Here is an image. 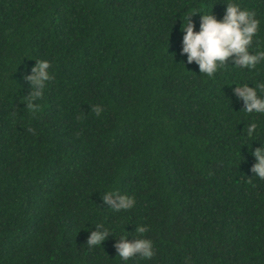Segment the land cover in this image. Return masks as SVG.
<instances>
[{
  "label": "trees",
  "instance_id": "16d2710c",
  "mask_svg": "<svg viewBox=\"0 0 264 264\" xmlns=\"http://www.w3.org/2000/svg\"><path fill=\"white\" fill-rule=\"evenodd\" d=\"M222 2L0 0V264H125L113 243L138 223L155 254L126 264H264V180L249 171L264 116L243 113L230 84L264 81V63L229 58L212 78L181 64L184 16L213 3L220 19ZM237 2L256 10L264 48V0ZM36 59L53 79L28 111ZM109 188L133 209L103 204ZM97 223L111 233L88 248Z\"/></svg>",
  "mask_w": 264,
  "mask_h": 264
},
{
  "label": "clouds",
  "instance_id": "9594fccd",
  "mask_svg": "<svg viewBox=\"0 0 264 264\" xmlns=\"http://www.w3.org/2000/svg\"><path fill=\"white\" fill-rule=\"evenodd\" d=\"M222 3L224 8L220 19L211 14L213 5L211 3L207 6L201 5L200 11H189L180 24L182 31L180 54L185 57L184 63L181 64L184 67L185 63H195L199 75L203 74L208 78L225 69L229 58H231V67L238 69L255 70L257 65L264 63V48L261 47L258 36L261 21L257 18L256 10L241 7L237 0H224ZM195 13H199V20L197 30L194 31L190 15ZM49 69L48 60L36 59L23 74V80L30 89L26 95L21 96V103L26 110L39 109L37 102L43 96L48 82L53 79ZM252 83L251 87L246 82L230 83L233 85L232 94L241 101L243 113L264 116V81L258 80ZM90 110L93 115L99 117L103 108L95 104L91 105ZM28 131L33 132V129L29 128ZM244 132L247 137L252 138L251 141L255 140L259 132V122L250 119ZM250 154L254 162L249 171L256 178L264 180V143L252 148ZM100 199L114 212L128 211L135 205L132 195L112 188L102 190ZM148 230V225L136 224L131 240L127 238L130 233L122 230L119 239L113 243L116 257L125 264L130 258L150 260L155 254V249L153 241L145 236ZM110 233V229L97 223L88 233L86 245L88 248L100 246Z\"/></svg>",
  "mask_w": 264,
  "mask_h": 264
}]
</instances>
